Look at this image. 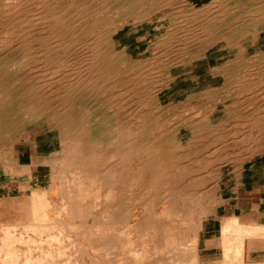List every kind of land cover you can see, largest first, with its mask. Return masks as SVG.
I'll return each mask as SVG.
<instances>
[{
    "label": "bare ground",
    "instance_id": "6f19581e",
    "mask_svg": "<svg viewBox=\"0 0 264 264\" xmlns=\"http://www.w3.org/2000/svg\"><path fill=\"white\" fill-rule=\"evenodd\" d=\"M173 1L0 0V264H264V0Z\"/></svg>",
    "mask_w": 264,
    "mask_h": 264
},
{
    "label": "rangeland",
    "instance_id": "374dc122",
    "mask_svg": "<svg viewBox=\"0 0 264 264\" xmlns=\"http://www.w3.org/2000/svg\"><path fill=\"white\" fill-rule=\"evenodd\" d=\"M161 1H164V3H169L168 6L172 5V4H176V1H173V0H161ZM147 27H148V23L146 22L144 24V26H141V29H144V28H147ZM142 39H143V37L140 38V40H142ZM252 53H249L250 56H255ZM30 134L31 133H28V134L26 133V134L23 135L24 138L25 137L29 138V140H30L29 143H30V146H31V147L28 146L27 149L22 150L24 152L23 154H24L25 157L29 156L30 154H34L35 156L33 158L36 161H38L39 163H42V162H44V159H43V156L41 155V152L44 151L45 143H44V141H38V142L34 143V141H35L34 138L35 137L32 134L31 135ZM180 135H181V137H180ZM179 139H183V135L181 133L179 134ZM38 140H43V139H39L38 138ZM32 147H33V150H30V152L32 151L30 153L29 152V148H32ZM35 150H36V152H35ZM33 167H34L33 168V176L34 177H33V181L31 182L32 186H34V187H36L37 185L39 187L45 186L46 182L48 180V175H49L48 167L46 165H38V166L34 165ZM246 189H247V191H243V192L239 193V195L241 197V202L242 201L249 202V201H246V198L254 196V195L257 196V195L260 194V189L259 188L258 189L254 188L251 191L248 190V189H250L249 187H247ZM204 221H205L204 224L206 225V227H205V231L206 232L204 233L205 235L203 236L202 241H203V244L206 243L205 244L206 252L204 253V257L203 258H207L209 256L208 259L210 261L212 259V261H213L215 258L220 256V253L218 255V250L217 251L216 250L212 251L213 249H216V245L215 244H216L217 239H218V225L215 224L216 222H215V218L214 217H210L208 219H205Z\"/></svg>",
    "mask_w": 264,
    "mask_h": 264
},
{
    "label": "crops",
    "instance_id": "0c3cea01",
    "mask_svg": "<svg viewBox=\"0 0 264 264\" xmlns=\"http://www.w3.org/2000/svg\"><path fill=\"white\" fill-rule=\"evenodd\" d=\"M246 201H249V202H244V201L241 202V197L239 195L237 199L231 201V206L227 208L226 214L237 215V217H239L242 222L244 221L245 222L251 221L250 223L257 222L259 211L264 212V190L260 189L259 195L248 197L246 198ZM214 250L217 251L219 249L216 248V249H213L212 251ZM248 253L250 254L251 258H254L257 260L258 259L264 260V245L257 246V247H249Z\"/></svg>",
    "mask_w": 264,
    "mask_h": 264
}]
</instances>
